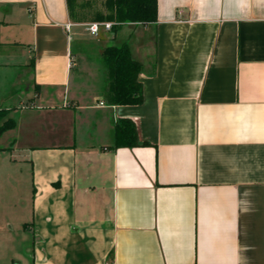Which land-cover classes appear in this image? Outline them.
Segmentation results:
<instances>
[{"label":"crops","instance_id":"crops-1","mask_svg":"<svg viewBox=\"0 0 264 264\" xmlns=\"http://www.w3.org/2000/svg\"><path fill=\"white\" fill-rule=\"evenodd\" d=\"M83 23L0 0V264H264V0ZM125 41L144 101L111 105L102 53ZM120 118L150 144L114 148Z\"/></svg>","mask_w":264,"mask_h":264},{"label":"trees","instance_id":"trees-1","mask_svg":"<svg viewBox=\"0 0 264 264\" xmlns=\"http://www.w3.org/2000/svg\"><path fill=\"white\" fill-rule=\"evenodd\" d=\"M72 19L77 22L111 21L113 32L124 25L141 23L147 25L158 21V0H105L107 12L90 13L92 5L80 0H68ZM103 62L108 71L107 101L111 105H138L144 101V85L140 80L142 63L135 59L127 41L105 47ZM7 111L0 110V136L14 127L12 119L2 121ZM150 143L140 142L137 126L130 118H120L114 124V148H133Z\"/></svg>","mask_w":264,"mask_h":264},{"label":"built area","instance_id":"built-area-1","mask_svg":"<svg viewBox=\"0 0 264 264\" xmlns=\"http://www.w3.org/2000/svg\"><path fill=\"white\" fill-rule=\"evenodd\" d=\"M130 24H141V23L135 22ZM72 25L73 23L69 22L66 25V28L70 30ZM113 25L114 23L111 21H92V22L83 23V26L85 27L86 31L93 36H98L101 33V30L103 29L107 31L112 30Z\"/></svg>","mask_w":264,"mask_h":264},{"label":"rangeland","instance_id":"rangeland-1","mask_svg":"<svg viewBox=\"0 0 264 264\" xmlns=\"http://www.w3.org/2000/svg\"><path fill=\"white\" fill-rule=\"evenodd\" d=\"M80 1H91V5H92V10H91V14L96 12V11H102V12H107L106 11V7H105V0H80ZM90 21L89 22H92L91 19H89ZM84 28V27H83ZM87 50H89V53H88V57L86 59V67H91V68H96L98 67V64L96 63L94 65V63L96 62L94 57H93V54H94V48H87Z\"/></svg>","mask_w":264,"mask_h":264}]
</instances>
